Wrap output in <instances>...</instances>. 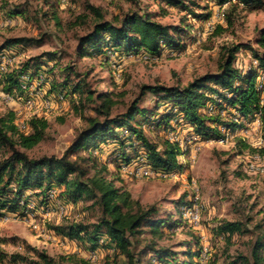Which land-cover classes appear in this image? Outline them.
<instances>
[{"label": "rangeland", "instance_id": "rangeland-1", "mask_svg": "<svg viewBox=\"0 0 264 264\" xmlns=\"http://www.w3.org/2000/svg\"><path fill=\"white\" fill-rule=\"evenodd\" d=\"M5 1L27 8L28 12L27 17L9 18L0 8V43L3 38L12 36L42 38V41L8 48L2 55L0 69L5 66L17 67L23 60L45 51L55 52L54 60L42 58L45 70L52 69L51 72L45 71L47 78L61 80V68L71 65L78 73L77 76L72 75L74 80L82 78L87 84L86 88L94 95L103 93L104 98H110L112 114L123 112L129 102L139 95L142 85H185L195 76L216 71L220 48L225 43L239 42L244 45L238 51L235 63L242 70L256 64L250 48L261 50L255 40L257 30L264 26V11L240 8L228 27L222 10L214 0H184L188 6L186 10L161 0ZM86 4L99 7L107 19L120 17L127 11L149 13L161 23L188 25V33L182 35L183 46L179 50L166 49L159 56L144 52L127 55L113 53L108 59L95 55L80 56L76 48L77 38L91 27L92 19ZM52 10L56 11L60 23L53 18ZM194 14L209 16L198 19ZM83 15L88 16L86 20L79 19ZM217 24L227 29L214 35L212 32ZM27 79L26 75L22 76L24 83ZM28 85V93L35 94L40 83L33 78ZM257 85L264 99V75L261 73ZM43 93L40 91L33 97L30 95L24 101L10 95L13 99L9 100L0 88V115L8 110L15 111L21 127L31 115L46 119L48 127L44 138L24 151L31 157L60 156L77 131L86 124L85 116L93 114V111L89 105L82 103L77 93H53L47 98ZM157 98V95L146 92L138 105L148 111L154 110L159 102ZM158 108L162 111L165 107ZM208 111L216 113L217 109L211 106ZM218 112L225 118L230 114L229 110ZM140 119L136 115L135 120ZM135 120L134 124L137 123ZM183 122L182 118L177 121L172 119L166 130L163 126L143 125L144 134L152 142L160 145L169 139L179 143L177 162L180 167L170 172L155 171L145 165L144 150L136 143H133L135 150L128 149L127 154L140 157L125 165L117 159L113 144L107 143L95 149L80 150L70 157L84 158L82 164L89 176L96 172L101 174L114 186L129 192L131 198L142 207L154 206L156 218L169 220L170 223L161 227V236L152 235L144 227L145 231L137 236L136 251L150 244L156 249H166L175 263L232 264L238 255L249 256L253 240L264 232V156L246 150L240 152L235 145L236 139L240 138L253 147H260L263 144L261 121L258 117L244 119L242 125L234 129L220 125L218 130L222 136L218 138L210 137L213 132L206 137L196 134L189 124ZM223 135H228V141L218 142ZM54 188L56 190L49 192L50 201L46 207L39 205L38 200L32 197V203L25 208L0 217V252H25L28 244L54 257L75 255L89 260L93 254L96 258L91 261L93 263L110 259L116 264H130L123 255L115 256L106 248L87 252L80 243L56 235L49 228L50 224L94 221L98 209L88 200L78 203L60 201L57 193L62 188ZM52 192L53 195L50 194ZM47 208L49 214H46ZM222 219L241 220L247 231L234 234L228 242L214 232V226ZM149 252L142 255L144 264H150V259L152 264H162ZM0 264L13 263L4 259Z\"/></svg>", "mask_w": 264, "mask_h": 264}, {"label": "trees", "instance_id": "trees-1", "mask_svg": "<svg viewBox=\"0 0 264 264\" xmlns=\"http://www.w3.org/2000/svg\"><path fill=\"white\" fill-rule=\"evenodd\" d=\"M161 1L181 10L188 9L184 0ZM214 1L219 6L226 4L222 17L226 19L228 27L232 25L233 16L240 8L264 11V0ZM45 2L49 3L48 0ZM0 3V8L7 17H27V8H21L17 4L10 5L5 0ZM86 9L92 14L91 27L77 38L76 48L80 56L95 55L108 59L113 53L127 55L139 52L159 56L166 49L179 50L183 46L182 35L188 33V25L184 27L182 24L161 23L149 13L127 11L120 17L107 19L99 7L86 4ZM51 14L60 23L56 11L52 10ZM194 16L207 19L209 14ZM87 17L83 15L79 19L86 20ZM226 29L217 24L212 33L217 35ZM41 41L42 38L25 36L3 38L0 43V67L2 55L8 48L39 44ZM255 42L261 50L250 48L256 64L247 70L235 66L237 53L244 45L228 42L220 48L216 71L195 76L185 85H142L139 95L129 102L123 112L115 114L111 113L110 98H104L103 93L94 95L86 88L84 79L72 78V75L77 76L78 73L71 65L61 68V80L54 78L52 81L47 78L45 73L52 69L45 70L42 58L54 60L55 52L45 51L23 60L17 67L5 66L0 69V88L4 93L16 95L23 101L30 95L33 97L40 94V91L44 92L46 98L53 93H77L82 103L89 105L93 111V114L85 116L86 124L77 131L60 156L51 154L37 157L29 156L24 150L32 148L44 138L48 127L47 120L31 115L21 127L15 111L8 110L0 115V217L7 212L14 213L25 208L33 201L32 197L38 200L39 205L46 207L50 201L49 192L56 190L54 187H59L62 188L57 193L60 201L78 203L88 200L98 209V216L94 221H62L50 224L49 228L56 235L80 243L87 252L106 248L115 256L123 255L130 264H144L142 255L147 251L162 264H180L169 257L170 253L166 249H156L150 244L136 251L137 236L145 231L144 227L152 235L161 236V227L170 223L169 220L156 218L154 206L142 207L131 198L129 192L114 186L111 180L101 174L96 172L89 176L82 164L85 159L70 156L80 150L95 149L107 143L113 144L117 159L125 165L140 157L127 154L129 150H135L133 143H136L144 150L145 165L155 171L170 172L180 167L177 162V155L180 154L179 143L169 139H165L160 145L152 142L144 134V123L150 127L163 126L166 130L172 119L177 121L182 118L183 123L189 124L196 134L206 137L213 132L210 137L218 138L222 136L218 126L234 129L242 125V120L253 117H258L261 121L263 144L253 147L237 138L236 149L264 156V99L262 90L257 85L258 75H264V26L257 30ZM24 75L28 77L25 83L22 81ZM33 78L38 79L40 86L34 91L35 94H29L28 84ZM42 86H47V90H43ZM146 92L158 96L159 102L154 110L148 111L138 105L141 96ZM159 106L165 108L161 111ZM211 106L217 109L216 113L208 111ZM221 110L230 111L227 118L219 114L218 111ZM136 115L141 119L135 120ZM134 120L136 124L133 123ZM245 231V223L241 220L222 219L214 226L215 234L223 236L228 242L234 234ZM25 247V252H0V262L7 259L13 264H116L110 259L93 263L75 255L54 257L28 244ZM149 263L152 264L151 259ZM231 263L264 264V232L253 240L249 256L238 255Z\"/></svg>", "mask_w": 264, "mask_h": 264}, {"label": "bare ground", "instance_id": "bare-ground-1", "mask_svg": "<svg viewBox=\"0 0 264 264\" xmlns=\"http://www.w3.org/2000/svg\"><path fill=\"white\" fill-rule=\"evenodd\" d=\"M225 5L226 4H224V5H222V6H219V9L220 10H222V12H223V10H224V7H225ZM223 14V13H222ZM4 67V66H3ZM262 74V73H261ZM28 104L29 105H31V102L30 101H28ZM49 104V103H48ZM30 107V106H29ZM31 108V107H30ZM257 131V130H256ZM213 140V139H212ZM226 141H228V135H223V137L222 138H220L219 140H218V142H220V143H223V142H226ZM199 149V148H198ZM260 158V157H259ZM53 193L54 192H52V193H50L51 195H53ZM56 193V192H55ZM55 196V195H54ZM53 198V197H52ZM198 203V202H197ZM37 205V204H36ZM45 207V206H44ZM30 211V210H29ZM34 213V212H33ZM45 214V213H44ZM46 214H49V211H48V208H47V211H46ZM188 215V214H187ZM186 217H188V216H186ZM192 217V216H191ZM197 216L195 215V218H196ZM196 222V221H195ZM198 229V228H197ZM92 252V251H91ZM91 254V253H90ZM97 257V256H96ZM96 259V258H95ZM94 259V256H93V254H92V256H90V258H89V260H91V261H93V260H95Z\"/></svg>", "mask_w": 264, "mask_h": 264}, {"label": "built area", "instance_id": "built-area-1", "mask_svg": "<svg viewBox=\"0 0 264 264\" xmlns=\"http://www.w3.org/2000/svg\"><path fill=\"white\" fill-rule=\"evenodd\" d=\"M2 94H3L5 97H7L9 100H12V99H13V97H11L10 94L4 93V92H2ZM27 101H29V100H27ZM93 256H95V255H93Z\"/></svg>", "mask_w": 264, "mask_h": 264}]
</instances>
